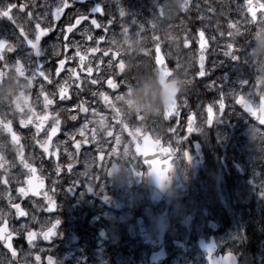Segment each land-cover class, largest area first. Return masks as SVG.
I'll return each instance as SVG.
<instances>
[{"label": "flooded vegetation", "instance_id": "af4514ba", "mask_svg": "<svg viewBox=\"0 0 264 264\" xmlns=\"http://www.w3.org/2000/svg\"><path fill=\"white\" fill-rule=\"evenodd\" d=\"M113 2L127 13L125 0ZM68 3L71 7L64 8L60 18L55 19L53 13L58 5L62 7L63 0H0V7L16 5L11 11L15 22L0 17V39H6L16 47L15 52L5 51V60L0 61V69L8 71L5 61L11 66L17 59H21L25 66V77L32 79V86L26 87L28 80L19 77L17 86L13 68L12 81L9 82L5 77L0 84L3 89L12 85L10 90L0 89V119L11 121L13 132L19 138L18 143L14 142L12 136L0 128V206L7 209V214L0 212V217H3L0 225L5 223L12 233L13 245L21 262L23 254H27L26 261H33L34 264H49L50 259L53 264H156L150 263L152 248L156 247L165 257L160 264H178L179 241L182 237L179 235V223L173 208L175 205L179 206L180 194L176 192L171 199L168 212L170 225L161 240H158L154 221L143 216L149 202L146 175L138 176L136 173L147 172L142 158L135 155L134 147L139 150L146 132L153 137L155 135L159 141L168 142V146L173 148L179 146L177 140H181L182 148L183 143L189 145L187 152L190 162L179 152L172 159L185 188L182 194L186 196L182 197L184 205L187 201H194L197 188L189 173L185 174V163L190 164L187 169L191 171L203 172L204 167L211 169L201 143V138L211 129H203L204 119H200L193 110L197 102L194 98L188 97V110L194 115L193 127L200 128V131L188 133L184 125L185 123L187 126V121H184L182 115L179 118V111L184 109L182 95L178 96L175 113L166 122L162 107L160 109L154 105L151 113L146 112L147 98L143 90L147 81L148 84L154 82L156 71L153 62L140 52L148 47L147 44H139L140 47L134 49L132 43H129V28L123 25L124 18L121 15L112 18L108 6L101 0L91 2L94 3L93 7L100 5L102 11L97 13H92L87 2L78 4V0H68ZM80 15L87 16L88 19L81 21L71 33H67L66 42L63 33L70 24L76 23ZM93 19L99 27L92 25ZM37 24L42 29H50L47 35L41 37L40 57L35 56L20 35L23 28L28 38L34 40ZM84 30H88V38L82 37ZM81 48L98 49L94 53L91 51L97 61L92 66L95 72L91 76L83 70V65L75 55ZM61 60L65 61L63 66L59 63ZM240 61L237 63L238 73L231 72V67L212 72L206 64V73L202 80L205 77L206 80L220 78L221 91L225 96L228 94L229 79L246 80L247 84L237 87L240 92L238 96L244 95L248 90L256 93L260 87L254 83L251 66ZM121 63L124 65L123 69L119 67ZM37 64L43 66L45 74L52 81L51 84L39 75L33 77ZM57 68H60L59 74ZM70 70H75L77 75L72 76ZM91 79H98L99 83L92 85ZM108 80H112L116 87H109ZM133 80L137 81L135 83L138 86L130 93V86H134ZM195 83L202 86L201 81ZM76 84L80 85V89L76 88ZM61 86L68 88L71 100H60ZM42 88L50 99H54V104L48 109L49 113L61 121L60 130L48 141V153L43 151L41 144L47 141L54 120L50 117L39 135L36 134L34 124L27 127L20 124L21 120H27L31 115L27 105L38 114L44 113ZM100 92L109 97V104L116 111L105 104L99 96ZM21 94L25 99L18 100ZM212 97H216V94L213 93ZM17 102L25 105L23 111L16 109ZM81 104L87 109L86 112H80L76 107ZM212 108L215 121L216 110L218 113L220 110L219 107L216 109V105ZM92 109L96 110L95 113ZM226 112L227 109L222 115ZM70 115H76L77 120H71ZM85 124V135L81 137L79 131ZM81 141L82 148L78 150L74 144ZM254 141L255 144L245 145V152L251 148V161L254 166L261 167L264 150L257 139ZM195 143L199 144L197 150ZM182 148L183 153L186 149ZM112 149H115V155L111 154ZM220 157L221 166L227 171L230 161L233 160L229 158L224 162V157ZM21 160L35 168L36 177L43 181L44 187L38 189L36 195L29 191L27 181L32 176ZM57 165L60 168L59 173L56 171ZM114 165L116 171L109 175L107 170ZM202 172L199 174L204 180L206 175ZM36 182L38 181H34ZM89 186L93 187L92 191H88ZM21 188L26 195L19 191ZM45 193L51 197V204L45 198ZM16 204L20 205L24 216L18 214L14 207ZM160 207L158 205L157 210H162ZM49 208L50 211L47 210ZM57 219L60 223L53 229L55 234L47 240L44 239V233ZM29 232L35 234L31 242L28 240ZM191 239H184L186 248ZM0 251L7 256L1 247Z\"/></svg>", "mask_w": 264, "mask_h": 264}, {"label": "rangeland", "instance_id": "374dc122", "mask_svg": "<svg viewBox=\"0 0 264 264\" xmlns=\"http://www.w3.org/2000/svg\"><path fill=\"white\" fill-rule=\"evenodd\" d=\"M150 1L152 2V7L151 10L148 9V13H152L153 20L149 17H144L141 24L136 26L134 18L140 12L139 0H125L126 3H132V7L130 8L131 11L125 17L126 23L130 29L129 43L132 42L131 45H133L134 49L138 48L140 42L147 43L149 45L146 50V55L148 57L154 46L158 45L162 48L166 59L174 67L177 76L179 75L185 84L184 87L189 88L188 90H183L184 99H186L187 96L192 95L199 98L198 103H196L194 107V111L198 112L202 117L204 112L202 107L203 100L208 102L211 98L210 101H213L212 88L218 90V87L216 86V82L212 80L206 81L203 83V86H200L203 89L205 88L208 93L202 90L199 86H194L193 70L196 68L198 51L191 50L186 52L183 50L182 45L184 41H195V32L197 30L205 31L212 43V52L208 57V68H210L212 72L219 71L223 68L227 58H230V55H232L233 52L236 53L238 46L233 35H229V32H227V34L220 32L212 18L219 19L224 17L223 19H220V21L229 24L233 29V32L239 30L241 23H244L246 26L251 25V23L244 15L240 0H193L190 5H188L187 2L186 8L180 7L183 0ZM137 3L138 5H136ZM145 3L146 0H140V4H142L141 7H145ZM157 5L163 7V14L157 11ZM130 16L133 17L130 18ZM262 17H264V15L259 17L258 23L255 25V28L260 33L256 39L258 43H264V32H261V29H264V21H262ZM162 19L165 20V23L160 25ZM130 26H132V28ZM87 34L88 30H84L82 37L85 38ZM228 38L230 40H228ZM230 44L233 47L230 55L226 56L225 53L229 52L228 46ZM79 51L83 55L86 53L85 50ZM85 57L86 59L82 64L83 68L87 61L91 63V58L86 55ZM251 58H253V62L256 63L253 68L259 73V75L255 77L254 83L260 88L257 90L256 94L252 91H246L245 95L249 100L254 102L258 99V95L264 94V58H260V63L258 64L255 52L247 61ZM87 69L83 70L87 71ZM238 70L237 65L231 64V72L234 71L237 73ZM240 81L241 80L229 79L228 94L225 96L227 112L222 115L219 120H215L214 127L212 128V132L209 133L208 138L214 140L220 149L231 152L233 154L234 163L230 166V175L224 174L225 181H222V174H220L213 184L219 188V191L217 195L216 193H213L211 205L214 204L213 202L217 203L222 215L220 220H217L221 226V231L218 235V244L224 248L225 251H232L237 254L239 259L242 260V264H246L243 262L246 258L245 249L244 257L239 249V242L245 240V226L249 225L251 228L253 227V233L251 236L253 238V245H257L258 247L264 246V197L260 194L261 190L264 189V182L258 180V173L254 168L250 167L249 161H242L241 159V148L244 147L247 142L236 141V139L242 134L244 138H250L249 143H252V140L255 139L254 136H249V134L244 131H241L240 133L239 130L241 129L231 123L241 122L242 124L247 125L246 119L232 104L238 93L236 87L244 85L241 84ZM219 100L220 96L215 100L218 106ZM184 104L186 105L185 100ZM146 112H152V108L147 104ZM219 115L220 114H218V116ZM253 128V126L249 124L247 125V129H249L248 132H251V129ZM256 133H259L260 140L264 139V131L256 129ZM212 142L213 141H211L210 144H205V148L208 149L210 158L214 160L217 156L213 152L215 145ZM223 185L231 187V207H227L225 204L222 192ZM204 210L203 207L198 211L186 207L179 210L180 214L192 216L193 220L190 221V224L188 226L184 225L182 228L186 231H190L194 237L201 236L206 228H208L207 224L204 225L201 221V214L204 213ZM242 210H244L245 224L241 222L237 228V220ZM0 212L7 214V209L0 206ZM209 217L213 218L212 216ZM190 243L191 250L190 254L187 255L189 257L183 258L185 264H204L199 255L194 252L196 251L194 241H190ZM258 253L261 255V257L257 259L258 264H264V255H262L260 251H258ZM8 259L5 254L0 251V260L2 261V264H11Z\"/></svg>", "mask_w": 264, "mask_h": 264}, {"label": "snow or ice", "instance_id": "6c2138e0", "mask_svg": "<svg viewBox=\"0 0 264 264\" xmlns=\"http://www.w3.org/2000/svg\"><path fill=\"white\" fill-rule=\"evenodd\" d=\"M246 5L248 7V11L252 13L253 19H255L256 18V16H255L256 8L253 7L252 0H246ZM15 7H16L15 4H8L6 6L0 7V17L7 18L10 21L15 22L13 16L11 15V11ZM69 7H71V5L68 3V0H63L62 7L59 6V5L56 7L55 12L53 13L54 18L55 19H59L61 14H62V12H63V10H64V8H69ZM180 7L181 8H186L187 7V0H183V3L180 4ZM258 7L260 9L264 10V3H259ZM91 11H92V13H97V12H101L102 9H101L100 5L97 4L96 6L92 7ZM161 11H162V14H163V9ZM120 15L122 17L125 15V12H124L123 9L120 10ZM87 19H88L87 16L80 15L79 18L76 20L75 24H70L67 27L66 32L63 33L64 36H65V41L66 42L68 41L67 33H71L73 31V29L76 28V26L81 23V21H85ZM261 19H262V21H264V17H262ZM91 23H92V25H95L96 27L100 26L99 24H97V21L95 19H93L91 21ZM36 28H37V32H36L34 40L28 38V34L23 30V28H21L20 35L24 37L27 45L33 50V53L35 54V56L36 57H40L42 55V52H41V49H40L41 37L47 35V33H48V31L50 29H47V28H43L42 29V28H40L39 24L36 25ZM125 32H127V29H125ZM261 32H264V29H261ZM229 35H232V33H229ZM259 35L260 34L258 33V36ZM200 36H201V48L203 49L204 48V34H203V32H201ZM67 47H68V43L65 44V48H67ZM228 47H229V52L225 53L226 56L230 55L233 46L230 44ZM97 50L98 49H91V51L93 53L96 52ZM5 51H7V52H15L16 51V47L14 45H12L11 43H9L6 39H0V61H4L5 60V56H4ZM157 52L159 53V47H157ZM105 54L107 55V53H105ZM75 55L77 57H79V60H80L81 64H83L85 59H86L85 55L81 54V52L79 50L76 51ZM230 58H231L232 61L237 62V63L241 59L240 56L234 55V54L230 55ZM69 59H71V57H69ZM203 62H204V56L201 55V57H200L201 71L199 73V75H201V76L205 75V71L203 69ZM59 63H60L61 66H63L65 64V61L61 60ZM156 63H157V65H160V68L162 70H168L164 66L163 60L160 58L159 55H157ZM119 67L121 69H123V67H124L123 63H121ZM5 68H7L8 71H4V70L0 69V84H2V82L5 79V77H7L9 82L12 81V78H13L12 69L14 68V71H15V75L14 76H15V79L17 81V86H19V77H25V66H24L22 60L21 59H17L15 64L11 65V66L8 65L7 62L5 61ZM70 71H71L72 76H76L77 75L75 70H70ZM87 72H88L89 76H91V74L93 73V69L91 67H89L87 69ZM59 73H60V68H57V74H59ZM36 75L44 77L45 80H48L49 84L52 83V81L49 80L48 76L45 74L42 65H39V64L36 65V68L33 70V77H35ZM25 79L28 80V83H27L26 87H31L32 86V79H30L28 77H25ZM77 79H79V77H77ZM98 83H99L98 79H91V84L92 85H96ZM240 83L241 84H247V81L246 80H241ZM108 85L111 88H115L116 87V84H114L112 80H108ZM11 88H12L11 84H10V86L7 89H3L2 87H0V89H3V90H10ZM76 88L80 89V85L76 84ZM41 95L44 96V113L42 115L38 114L35 111H33V109L30 106L27 105L28 112L31 113V115L28 116L27 120H21L20 124H21L22 127H27L28 125L34 124L35 128H36V134L39 135L40 132L42 130H44V125L50 119V117H51V119L54 120V125L51 128V132L48 133V135H47V141H45V142H43L41 144V147L43 148V151L45 153H48L49 152L48 141H51L52 137L56 136L57 132L60 130L61 121H60L59 118H57L55 116H51V114L48 111V109L54 104V99H50L48 97V95H46L44 93L43 88L41 89ZM93 95L95 96L96 93H93ZM99 96L103 98L105 104H108L109 107H113V110L116 111L114 106L109 104V97L107 95H105L103 92H100ZM20 99H25V97H23V94H21V96L18 98V100H20ZM60 100L61 101L71 100V97L68 95V88L67 87H64V86L60 87ZM236 103L240 104L244 108H246L251 113V115H253V116L256 115V111L250 106V104L248 102L245 101V99L243 97L237 98L236 99ZM23 107H25V105L22 106L20 103L17 102V104H16V109L17 110L23 111ZM76 107L79 109L80 112H86L87 111V109L84 108L82 104L81 105H77ZM225 109H226L225 93L223 91H221L220 92V100H219L220 115L216 118V120H219L221 118L222 113H223V111ZM69 111L71 112V110H69ZM92 111L95 113L96 110L92 109ZM260 111L264 112V98L261 99ZM207 114L208 115H207V121L206 122H207V124H209V123L213 122V120H212V117H213V108H212V106H209L207 108ZM70 118L73 121L77 120V116L76 115H70ZM257 118L260 120L261 124H264V117H257ZM0 128H2L4 131L8 132L12 136V140L14 142H16V143L19 142V138L17 137L15 132H13L11 121L5 122L4 120L0 119ZM86 128H87V124H85L83 126V128L80 129L79 135L81 137H83L85 135L84 129H86ZM188 130H189V132L200 131L201 130L200 128H194L192 126V118L191 117H189V129ZM255 133H256V129H254V128L251 129V134L255 135ZM69 135H71V133H69ZM109 135H111V133H109ZM93 139H95V132L93 133ZM38 143H39V141H38ZM82 144H83L82 141L81 142H76L74 144V147L79 150V149L82 148ZM177 144L180 145L181 144V140H177ZM161 151L163 153L167 154L168 156L174 157L178 152H180V147L173 148L170 145L169 147H161ZM111 154L115 155V149H112ZM21 155H22V150H21ZM182 155H183V158L185 160H188L190 162L191 158H190V156H189L187 151H184L182 153ZM21 163H24V161L21 160ZM147 163H148L150 171H148L147 173L137 172L136 175L139 176V175H153L154 174L156 176L157 182L161 183V184H162L163 180L167 179L166 173L167 172H171L173 170V165L172 164H169L163 171H161L158 168L153 166L154 164H157L156 161H150V162H147ZM24 167L26 169H28V172L31 173V176H32V178L27 181L28 184H29V191H31L33 193V195H36L37 194V190L38 189H42L44 187L43 181L39 180V178L36 177V175H35L36 169L35 168L31 167L27 163H24ZM56 171H57V173H59V171H60L59 165H57ZM114 171H116L115 165L113 166L112 169L107 170L109 175H111ZM34 181H38V182L34 183ZM92 190H93V187L89 186L88 187V191H92ZM19 191L22 194H25V195L27 194L23 188L19 189ZM260 194H261L262 197H264V189L261 190ZM45 198L49 201L50 204L52 203L51 197H49L47 195V193H45ZM14 207L17 209L18 214L20 216H24L25 215V213L23 211H20V205L19 204L14 205ZM47 210L50 211L51 208H49ZM2 219H3V217H0V220H2ZM59 223H60V221H59V219H57L55 221V223L52 225V227L49 228L48 231L44 233V239L47 240L50 236L55 234L53 232V229H55L59 225ZM5 233H7V237H5ZM11 235H12V233L8 232L6 225L4 227H0V238L10 239ZM34 235L35 234L32 233V232L28 233L29 242H31V240H32ZM9 247H11V245H9ZM49 264H53L51 259L49 261Z\"/></svg>", "mask_w": 264, "mask_h": 264}, {"label": "bare ground", "instance_id": "6f19581e", "mask_svg": "<svg viewBox=\"0 0 264 264\" xmlns=\"http://www.w3.org/2000/svg\"><path fill=\"white\" fill-rule=\"evenodd\" d=\"M95 62H97V61H95ZM92 66H93V64L87 61L84 65V69H87V68L92 67ZM231 123L238 126V128L241 130L246 129L247 125H248V123H247V125L246 124L244 125L241 122H231ZM250 229H251V227H249V226L246 227L245 233H248L250 231ZM263 237H264V235H263ZM258 251H260L262 253V255H264V246L258 247L257 245H253L249 249L248 254L246 255V260L250 263L257 261V259L259 257H261V255L258 253Z\"/></svg>", "mask_w": 264, "mask_h": 264}, {"label": "water", "instance_id": "95a60500", "mask_svg": "<svg viewBox=\"0 0 264 264\" xmlns=\"http://www.w3.org/2000/svg\"><path fill=\"white\" fill-rule=\"evenodd\" d=\"M253 2H254V0H253ZM202 250H203L206 258L208 259L209 264H226V262L229 260L228 257H226L225 259L215 258L214 257V249L202 248Z\"/></svg>", "mask_w": 264, "mask_h": 264}]
</instances>
